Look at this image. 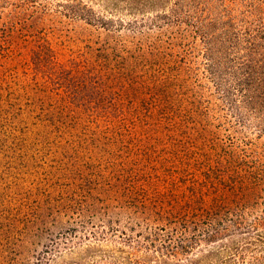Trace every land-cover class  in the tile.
<instances>
[{"label": "rangeland", "instance_id": "374dc122", "mask_svg": "<svg viewBox=\"0 0 264 264\" xmlns=\"http://www.w3.org/2000/svg\"><path fill=\"white\" fill-rule=\"evenodd\" d=\"M57 1L1 44L0 264H69L89 247L118 258L86 264H116L123 232L147 233L148 221L180 228L184 219L202 235L192 254L202 264H264V137L220 108L202 54L177 90L156 75L158 32L68 18ZM86 1L102 15L130 13L116 0ZM230 141L250 161L242 186L224 157ZM245 199L242 243L251 245L227 262L223 245L235 230L217 234L201 210ZM154 248L140 251L149 264L162 260Z\"/></svg>", "mask_w": 264, "mask_h": 264}, {"label": "trees", "instance_id": "16d2710c", "mask_svg": "<svg viewBox=\"0 0 264 264\" xmlns=\"http://www.w3.org/2000/svg\"><path fill=\"white\" fill-rule=\"evenodd\" d=\"M44 1L0 0V49L3 42L11 40L29 23L35 9L40 8L43 13L53 9L49 0L43 3ZM116 2L112 7L119 10V4L123 2V6L130 13L114 17L102 15L92 2L86 0H59L54 8L65 17L82 19L105 28L137 30L144 35L148 34V31L158 32V43L152 44L151 48L162 53L164 60H160V57L157 59L160 68L155 70L156 75L169 80L177 90H185L186 84L189 83L188 78L191 77V60L199 59L202 54L199 63L202 64L205 79L211 87L213 86L217 99L222 103L220 108L226 109L228 114L231 113L233 120L238 121L239 125H254L259 135L264 137V0ZM112 7V12H115L116 9ZM31 8L32 12L28 14ZM170 30L172 32H169ZM4 54L5 52L0 50V57ZM197 84L200 87L203 85L199 82ZM229 143L227 150L223 149L226 154L224 157L228 158L233 177H237L235 184L242 186L243 180L247 182L248 176H251L250 161L247 154L237 152L233 141ZM247 212L246 199L239 200L230 207L224 208L223 204L217 203L207 212L201 210L200 222H208V225L217 227V234L235 230L233 235L227 238L228 244L223 245V248L233 253L227 262H233L235 254L242 255L244 249L251 245V241L242 243L248 238L245 231ZM138 222V226L144 225ZM188 222L189 219H184L181 223L183 227L167 229L163 225H151L148 221L144 225L147 233L139 230L136 235L131 236L123 232V244L136 250L127 251L126 247H120L124 254L116 264H149L148 255H142L140 251L141 248L153 250L154 247L163 251L162 260H158L157 264H202L201 259L197 258L198 254L195 257L192 255L202 235L191 233ZM194 225L197 226V221ZM262 238L264 235L260 234L259 239ZM164 249H167V252H164ZM179 254L188 255L185 259H180L177 257ZM212 254L221 255V252L215 251ZM105 256L111 260L118 258L108 251L89 247L82 259L69 264H86L89 257L102 259Z\"/></svg>", "mask_w": 264, "mask_h": 264}]
</instances>
